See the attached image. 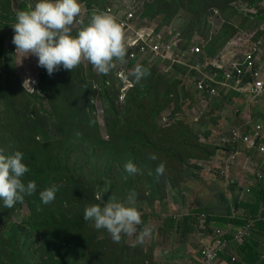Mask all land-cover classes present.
I'll return each instance as SVG.
<instances>
[{
  "label": "rangeland",
  "instance_id": "rangeland-1",
  "mask_svg": "<svg viewBox=\"0 0 264 264\" xmlns=\"http://www.w3.org/2000/svg\"><path fill=\"white\" fill-rule=\"evenodd\" d=\"M128 1L80 0L83 5L85 19L81 24L74 26L72 34L76 35L81 27L87 25L93 13L91 8L99 7L101 9L110 3L118 4L117 2H119L123 4L128 3ZM190 1L192 5L187 9H182L189 6ZM190 1L140 0V6L144 14L151 20H155L158 25L175 24L185 37L201 36L209 39L212 36L209 39L208 49H206L208 55L214 54L216 50L222 47L230 39H227V37L231 32H233L232 35L237 33L251 37L254 41H258L261 38L264 41V0H210L208 4L201 3V0ZM19 3H21V0H0V11L12 18L21 10ZM172 3H178L179 9L176 10ZM199 3L202 9L200 13L196 14L192 7ZM213 9L218 11L225 26L220 30L221 33L217 35L211 32L212 27L207 21L208 16H204L207 10ZM12 22L10 20L0 21V149H3L4 152L20 151L23 153L26 165L34 162L37 167L42 168L49 158L51 159L53 156L59 157L57 151L52 152L53 147L59 141L71 140L77 133V123H81L83 128L91 131L94 140L92 142L93 145L97 146V148L107 147V142L111 138L110 140L107 139L109 141L103 139V132L97 115L98 111L104 108L106 121L111 116L106 109L107 102L102 96L101 99L98 93L93 92L91 89L89 91L87 84L95 75L99 77V74L92 67L90 70H86L81 64L82 70L80 66L72 72L67 70L60 77L56 88L55 83L50 87L49 85L53 79L58 78L53 75L50 76L45 68L38 66L37 57L28 56L23 58L21 54H16V46L12 43L15 35L12 27L14 23ZM221 34H224V37H221ZM26 61H29V63H25ZM138 64L147 67L150 70V75L139 84L135 83L134 78L131 76L134 82V89L136 88L135 92H131L133 98L131 103L135 104L142 98L150 100L155 88H158L159 100L163 105V109L158 116V113L155 112L154 119L157 116V120L160 121L161 116L166 115L170 125L173 124L175 127L176 130L174 132L176 134L181 131L188 132V138L193 139V142H198L199 137V142L205 145V149L208 151L216 149L222 143L221 139L224 138L223 136H226L228 132L223 131L224 124L221 123V117L230 108L231 95H221L213 98L201 97L193 89L192 82L194 77L191 76L188 67L184 74L175 76L173 72L174 66L168 72H165L154 64L151 66L144 62ZM36 69H38L39 89L35 92L37 96L30 97L28 95L30 92L24 88L22 79L28 73L35 72ZM82 71L84 75H82ZM114 71L106 76L113 79ZM64 77L67 78V82H70L72 78L74 79V83L68 88H62L61 86ZM97 82L94 81L93 84L97 86ZM116 85L118 87L119 83L117 82ZM68 103L80 105L82 111L87 107L88 112H90V119L86 120L84 114L80 118L71 119L68 112H65L62 107V105H68ZM138 106L139 103L136 104V107ZM255 112L256 108L253 110V113ZM89 121H91V124L88 123ZM261 122L263 123V121ZM161 124L165 126L162 122ZM33 126H35L34 129L30 131V127ZM9 130L22 132L23 135L20 140L16 137V133L11 138L5 137L4 132ZM105 130L109 133V124L105 123ZM151 134L153 136V130ZM205 149H191V155L187 163L194 161L200 167L205 168L207 163H201V161L208 158V151ZM29 150L31 154L27 156ZM33 150L35 151V161L32 159ZM155 155L157 157L156 160H152L151 156L147 158L149 160L146 163V167L149 172L155 173L157 166L163 163L165 165L163 175H168L173 185L177 186L184 180L182 167L179 163H175V161L166 162L168 159L160 153V149L155 152ZM146 176L147 173L142 174L140 180L146 179ZM162 176L160 175V180ZM49 179L53 180L54 177L46 174V180ZM137 179L138 177L135 178V180ZM94 181L96 183L94 189L95 199L99 195L100 200L98 201L102 203L108 202L111 196V190L108 186L109 181L97 179H94ZM149 188L143 189L149 191L142 200H137L134 197L135 206L142 214L150 209L155 211V213L152 212L157 214L156 217H159L160 204H157V201L161 200V197L158 193L154 196H148L150 193ZM125 190L127 191L128 189ZM126 191L122 194H117L113 198L118 202L127 204L129 195ZM156 191L158 192L157 189ZM141 197L142 195L140 194ZM29 213L28 206L23 204L20 208L10 209L9 214L11 219L21 224ZM144 223L147 224V220H144ZM160 226L158 219L154 218L152 227L150 226L153 231L147 241L141 245L136 243L135 236H122L121 241L115 243L106 230H97L93 224L91 228L97 231L98 245L88 247L83 252V258L93 262L94 260H103L104 257L105 261H99L97 264H186L183 261L184 256L181 252L168 248L172 246L174 241L168 239V236L161 234ZM101 236L104 238L100 239L99 237ZM34 243L37 247L40 246L38 241H34ZM88 262H84V264H88ZM81 264L83 263L81 262Z\"/></svg>",
  "mask_w": 264,
  "mask_h": 264
},
{
  "label": "trees",
  "instance_id": "trees-1",
  "mask_svg": "<svg viewBox=\"0 0 264 264\" xmlns=\"http://www.w3.org/2000/svg\"><path fill=\"white\" fill-rule=\"evenodd\" d=\"M208 1L210 0H201V3L208 4ZM36 2L37 0H24L19 3V8L29 10ZM172 5L176 10L179 9L178 3H172ZM191 5L190 1L189 6L182 9H187ZM192 9L198 14L201 12L202 6L199 3L193 6ZM209 12L210 10H207L204 16L207 17ZM7 20L13 21L12 23L15 24L16 16L10 18L0 11V21ZM232 33L228 34L227 39L233 36ZM221 37H224V34H221ZM80 68L82 70L81 66ZM186 70L188 68L183 65H174L173 67L175 76L184 74ZM66 71L61 67L58 72L53 73L52 75L58 79H53L49 86L51 87L55 83L56 88L60 77ZM85 72L87 73V71ZM190 72L191 76H196L194 70H190ZM112 76L113 79L99 74V77L95 75L93 79L87 82L90 87H88L89 91L91 89L93 92L98 93L107 102L106 109L108 114L111 115L107 118V121L105 116V123L110 125L109 140L111 138L110 141L105 139L109 141L107 147L97 148L93 145L94 140L91 131L83 128L81 123H77V133L73 138L71 140L66 139L64 142L59 141L53 147L52 152L57 151L59 153L58 158L53 156L50 159L48 157L49 160L42 168L37 167L34 162L27 164L29 172L24 178L25 183L29 180L35 181L37 190L35 194L25 196L23 203H17L12 208V210L16 207L20 208L23 204L28 206L30 213L22 220L21 224L11 219L10 209L5 208L3 202L0 201V264H81V262L84 264V262H88L89 260L83 258V252L90 246L98 245V235L97 231L91 228L93 222L84 220V210L91 204H103L95 199L94 189L96 183L94 179L109 181L110 198L119 193L122 194L126 191L125 189H128L126 191L128 195L135 193V198L142 200L149 191L143 189L149 187L150 193L148 196H154L158 193L163 198L166 194L167 185L172 187L176 185H173L168 175H161L160 180V175L148 171L146 163L151 153L155 154L160 149V153L168 159L166 162L175 161V163L183 166L189 161L191 149H205V145L199 142V137L198 142H193V139L188 138V132L181 131L176 134L173 124L170 125L169 123L167 126H163L157 120V116L163 109V105L159 100L158 88H155L150 100L142 98L134 104L131 103L133 100L131 92L136 91L133 86L127 93V100L125 99V104L122 106L118 102L119 89L116 85L118 80L114 75ZM94 81H98V88L96 89L93 84ZM83 82L85 84L84 79ZM72 83H74L73 78L70 79V82H67V78L64 77L61 86L62 88H68ZM36 94L29 93L28 95L34 97L37 96ZM137 103H139L138 107H136ZM62 107L65 112H68L71 119L80 118L83 114L86 120L90 119V112H88L87 107L84 108V111L76 103H68V105H62ZM155 112L158 114L154 119ZM88 123L91 124V121ZM34 127H30V131ZM152 130L154 132L153 136L151 134ZM14 133L17 134L16 137L20 140L23 135L22 132L9 130L4 132V135L11 138ZM214 150H207V159L214 155ZM12 153L14 152H5L9 155ZM30 154L31 151L29 150L27 156ZM34 155L35 151L33 150L32 159H34ZM129 161L136 164L142 174L147 173L146 179L140 180L142 175L140 173L129 175L125 171L124 165ZM46 174L54 177V179L46 180ZM136 177H138L137 180H135ZM53 184L59 185L56 199L53 203L44 205L40 201L39 193ZM140 194L142 195L141 198ZM186 218L192 219L190 223L197 224V217L196 220L193 216H187ZM183 220L184 218L175 227L177 228L176 231L182 229L180 231L182 237L191 231L190 228L182 227ZM209 220L210 217L207 215V226ZM34 241H38L40 246L37 247ZM248 260L247 262L246 259L244 261L247 264H256L257 262L254 257L252 260ZM99 261L104 262V257L103 260ZM99 261H89L88 264H97ZM235 264L245 263L239 261ZM260 264H264V260Z\"/></svg>",
  "mask_w": 264,
  "mask_h": 264
},
{
  "label": "built area",
  "instance_id": "built-area-1",
  "mask_svg": "<svg viewBox=\"0 0 264 264\" xmlns=\"http://www.w3.org/2000/svg\"><path fill=\"white\" fill-rule=\"evenodd\" d=\"M17 1V0H15ZM108 4L103 8H91V12H108L118 18L123 25L128 42L127 63L118 66L114 76L118 80L119 97L118 102L123 105L127 93L134 86L131 71L138 63L154 64L165 72L174 65H183L196 72L193 76V89L201 97H220L221 95L245 96L248 101V110L264 97V41H254L251 37L234 34L230 39L212 55H208L209 39L201 36L185 37L175 24L158 25L151 20L141 9L140 0H129L128 3ZM137 4V6H135ZM82 13V22L85 19ZM84 16V17H83ZM208 23L214 35L221 33L224 21L220 18L217 10H210ZM211 33V34H212ZM25 63H29L26 61ZM86 70L92 66L88 62L82 64ZM93 68V67H92ZM34 81L32 85L26 86V90L35 93L38 89V69L28 73L22 79ZM32 87V88H31ZM98 88L95 86V89ZM239 98V97H237ZM98 111V121L102 129L104 139H109L105 130L104 108ZM165 126L170 122L168 116L160 118ZM261 126H256L251 132L245 130V126H236L230 131V142L234 148L225 153L222 166L215 165L213 156L201 163H207L205 169L210 172L214 166L221 175H227L232 164L241 157L242 149L258 148L264 151V146L259 143ZM207 215H197L196 226L202 230L206 229ZM264 216L249 218L246 223L233 233L216 228L210 243L200 249L199 264H218L222 253L225 252L230 242L243 245L251 236L258 220ZM232 261L239 262V258L232 257Z\"/></svg>",
  "mask_w": 264,
  "mask_h": 264
},
{
  "label": "clouds",
  "instance_id": "clouds-1",
  "mask_svg": "<svg viewBox=\"0 0 264 264\" xmlns=\"http://www.w3.org/2000/svg\"><path fill=\"white\" fill-rule=\"evenodd\" d=\"M82 13L80 0H38L29 10L18 11L16 23L12 26L16 54L23 58L37 57L38 66L45 68L50 76L61 67L72 72L84 62L102 75L126 64L128 42L118 18L108 12H93L87 25L73 35L74 26L82 23ZM130 75L139 84L150 75V70L137 64ZM32 83L34 81L26 79L23 86L26 89ZM150 158L157 159L155 154ZM23 161L22 152L9 155L0 149V201L5 208L12 209L17 203H23L25 196L35 194L37 190L35 181L25 183L29 167ZM124 168L129 175L142 174L131 161ZM164 172L165 165L160 163L156 173L163 175ZM58 191L59 185L56 184L45 188L39 193L40 201L44 205L53 203ZM134 197L135 193L130 194L127 204L113 197L103 204H91L85 208L83 218L92 221L95 229L106 230L115 243H119L122 236H135L136 243L142 245L153 229L144 223ZM96 198L100 200L99 195Z\"/></svg>",
  "mask_w": 264,
  "mask_h": 264
},
{
  "label": "crops",
  "instance_id": "crops-1",
  "mask_svg": "<svg viewBox=\"0 0 264 264\" xmlns=\"http://www.w3.org/2000/svg\"><path fill=\"white\" fill-rule=\"evenodd\" d=\"M230 100V108L221 117L223 131L228 132L226 136L222 135V143L213 155L217 166H222L225 153L234 148L230 142V131L236 126H245V130L251 132L260 125L259 143L264 146V97L250 110L245 96L233 94ZM255 108L256 112L253 113ZM241 149V157L232 164L225 176L220 174L217 166L208 172L197 162L184 164L181 166L184 180L175 187L167 185L165 196L157 201L160 204V216L156 217L155 211L152 210L153 213L150 209L142 214L143 221L147 220L151 227L154 218L158 219L161 234L174 241L168 248L181 252L186 264H199L200 249L210 243L216 228L233 233L249 218L264 216V151L244 146ZM199 213L210 217L204 230L198 228L196 223H190L192 219L186 218L193 216L196 220ZM183 218L182 227L190 228L191 231L182 237V229L176 231L175 227ZM232 257L239 258L245 264L253 257L257 259L256 264L264 260V219L257 221L251 236L243 245L230 242L218 264H235Z\"/></svg>",
  "mask_w": 264,
  "mask_h": 264
}]
</instances>
